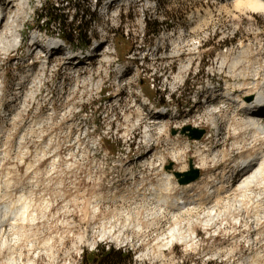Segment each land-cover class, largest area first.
<instances>
[{"label": "rangeland", "instance_id": "obj_1", "mask_svg": "<svg viewBox=\"0 0 264 264\" xmlns=\"http://www.w3.org/2000/svg\"><path fill=\"white\" fill-rule=\"evenodd\" d=\"M20 1L0 0V8L10 13ZM24 1L16 16L23 44L0 49V206L17 204L0 221V264H81L98 246L123 250L132 264H264V189L237 191L242 172L234 173L237 162L264 153V141L242 128L249 116L224 92L217 101L193 100L209 83L225 90L235 83L229 66L244 51L250 63L237 72L264 63V14L236 0H118L109 9L107 0ZM56 14L66 26L49 23ZM4 22L1 30L11 23ZM33 36L42 44L62 39L78 54L103 49L86 67L54 51L48 56L56 64H46L38 48L31 73ZM176 107L180 117L163 115ZM163 119L164 126L152 125ZM189 125L205 137L183 134ZM193 141L200 144L185 149ZM203 154L209 167L199 168L201 178L179 185L174 170H189L190 158L196 167ZM225 170L236 179L217 199ZM167 173L163 196L202 194L203 202L173 209L149 193Z\"/></svg>", "mask_w": 264, "mask_h": 264}, {"label": "bare ground", "instance_id": "obj_2", "mask_svg": "<svg viewBox=\"0 0 264 264\" xmlns=\"http://www.w3.org/2000/svg\"><path fill=\"white\" fill-rule=\"evenodd\" d=\"M236 2H237L238 5L245 6V7H247L248 9L252 10L255 13H262V14H264V0H236ZM24 5H26L24 0H21L20 3H18V6L17 7H15V5H11L12 7L14 6V9H11L10 13L7 12V10H10V7L9 6L7 7V9L0 8V49L2 50V52L7 51L11 46H17V43H18V40H19L18 38L20 36V28L21 27L19 28V26H18V23H17V20H16V16H17V14L19 13V11L22 9V7ZM5 19L7 20V23L11 22L10 23V26H8V28H5V30H1V27L5 24V22L3 23V20H5ZM9 37H11V38L9 39ZM31 40H34V36H33V38ZM42 41L43 40L41 39V42ZM44 41H46L45 42V45H43L41 43V44H37L36 46H35L36 42H32V46L33 47L31 49V51L30 52L27 51L28 52L27 54H29V56H30L29 57V60L30 61H29V64H28V70L31 73H33V71L35 70L34 69V66L36 65L35 63H39V62H33L34 59L36 60V58H38L37 55H36L37 56L36 58H33V56H31L33 53H35L36 49L40 48L41 49L40 52H42L43 56H46V58L43 59V61L46 62V64L51 63V65L54 66L55 60L50 61V56H48V54H49L48 51H50V50L51 51L57 50V52H59V51L65 50V48L67 47L58 38H49V39H46V40L44 39ZM243 53H241L235 59H233V62L229 66L230 73H231V75L233 77L236 78V82L230 84V82L227 81V86L228 87H227V89L224 92V97L226 99H228L229 101L233 100L235 104L237 103L238 104L237 107H238V109L240 111H246L249 107H251V106H253V105L257 104V103H264V76H262V72L264 71V63H262V62H253L254 64L252 65V70L247 71V68L246 69L245 68H242L240 71L237 72V66L239 64H241L244 61L247 62V63L248 62L250 63V61L247 60V58L246 59L244 58ZM72 58L74 59V57H72ZM65 59H68V57H65ZM36 61H39V60H36ZM83 62L84 61L79 62L77 64L80 65V64H83ZM226 67H227V65H226V58L224 57L222 59V64L220 66V72H225V68ZM186 70H187V66L186 65L183 68H181V72L182 71L184 72ZM78 71H80V70H77V72ZM47 73L49 74V72H47ZM49 78H51V77H49ZM176 80L177 81L180 80V75H177ZM98 81H100V80H98ZM3 83H4V76L0 74V94L2 92L1 91V86H2ZM94 84H95V82H94ZM98 85H100V84L98 83ZM20 87H22L21 84H20ZM39 87H41V86H39ZM45 89H46V87H45ZM237 91H241L244 94L242 96L240 94L239 95H236L237 94ZM251 97H253V99L252 100H249L248 98H251ZM33 99H34V97H33ZM27 100H25V101H27ZM22 103H24V102H22ZM157 113L161 114L162 112H159L158 111ZM163 115L164 116H167L168 115L165 112V110H164ZM174 116H177V115H172L171 117L173 118ZM261 117H264V116H259V114H252V115H249V117L247 119H244L241 122H242V125H243L242 128L247 129V131L250 130L252 133H254V135L256 137H258L260 140L264 141V118H261ZM127 119H130V116H127ZM168 121L169 120H166L165 121L164 119L163 120H160V121H156L155 120V121H153V124L152 125L161 124L162 126H164V124H166ZM132 126H134V125H132ZM149 127H151V126H148V128ZM158 129L161 130L163 128H161V129L158 128ZM237 129H239V128H237ZM147 136H148L147 143H149L153 139V135L152 134H148ZM193 140H197V139H193ZM193 142H191V144H186L185 145V149H188V148H190L193 145H194V147H197V145L200 144L199 141H193ZM204 147L206 148V146H204ZM183 149H181V151ZM197 151L199 153L202 152L201 149H198ZM221 151H223L222 154H226L227 153V152H225V150H221ZM199 153H197V154H199ZM178 156L179 155L172 154L171 157H172V159L174 161H176L177 159H179ZM214 158L215 157H213L212 160H214ZM158 159L159 160H162L163 159V156L160 154V156H158ZM236 164H237L236 165V169L234 171L235 175L237 176L236 172H240V171L242 172V176L240 178L241 180H240L239 184L236 187L237 188L236 189L237 191L244 192V191L250 189L251 187H253L254 185H257V184L260 185V186H262L263 189H264V153L261 152V154H259V153L249 154L246 158H244L242 161H240V163L237 162ZM183 167H186V165H184ZM196 167L197 168H200L202 170L207 169L209 167L208 156L203 154L201 156V158H200L199 163L196 164ZM228 174H229V172L226 171V170L223 172V179H221V181L218 182L220 185L216 186V189L214 190V192H217L218 193L217 199L222 197L221 196L222 193L226 192V189L229 186H232L231 183L234 182L235 179H236V176H235L233 178V181H231V177H229ZM171 178H172V175L167 173L166 174V181H163L162 183H160V185L158 187H154L153 188V191H151L149 193H151L152 195H154V197H157V198H160V199H164V201L167 204L171 205L173 209H188V208H190V206L192 204H198V203L201 204L203 202V200H202V194H199L198 195V198H195V199H192V200H189V198L186 197V194H184L183 196H180L176 200H169L168 198H166L165 196H163L162 193H161V191H159L158 188H160V190H163L162 187H166V188L169 187L170 188ZM192 183H194V182H192ZM192 183L187 184L186 185V188L189 187V186H191ZM207 189L210 190L209 187H207ZM146 193H147V191H146ZM204 203H205V200H204ZM16 205L17 204L14 202V203L6 204L5 206H3V205L0 206V221H5L6 218L9 216L10 212L13 211L15 207H17ZM210 215H212V212H210ZM174 234H175V232L172 230L171 231V235L173 237H174ZM173 237H172L171 240H173ZM187 237H188V235H187ZM181 239H183V238L181 237ZM190 240H193V239H190Z\"/></svg>", "mask_w": 264, "mask_h": 264}, {"label": "trees", "instance_id": "obj_3", "mask_svg": "<svg viewBox=\"0 0 264 264\" xmlns=\"http://www.w3.org/2000/svg\"><path fill=\"white\" fill-rule=\"evenodd\" d=\"M58 10V9H57ZM80 10L83 11L81 8ZM43 16V15H42ZM49 17V16H48ZM85 17L82 16V21ZM86 19V18H85ZM49 23L54 21L55 23L59 24L60 26L67 24V19H62L59 17L58 14L56 16H51L48 19ZM86 24L89 22L87 19L85 20ZM81 27V26H80ZM84 40L86 41L85 44L89 45L91 43V39H89V35L86 31L84 34ZM99 247V248H98ZM99 249L97 253L89 254L84 252L83 259L81 264H132V255L124 253L121 249H116L113 247H109L107 249L106 246H98Z\"/></svg>", "mask_w": 264, "mask_h": 264}, {"label": "water", "instance_id": "obj_4", "mask_svg": "<svg viewBox=\"0 0 264 264\" xmlns=\"http://www.w3.org/2000/svg\"><path fill=\"white\" fill-rule=\"evenodd\" d=\"M248 99L252 100L253 97L248 98ZM188 131H191V133H188ZM176 133H177V131L174 130V134H176ZM182 133L190 136L191 139L201 140L205 136L206 130L205 129H199V128H196V127L189 125V126H186L183 128ZM173 168H174V162L171 161L166 166V169L168 171H171V170H173ZM173 173L175 174L179 185H187V184H190L192 182H196L201 177V170L199 168L195 167L193 158H190L189 170H186V171H175L174 170Z\"/></svg>", "mask_w": 264, "mask_h": 264}, {"label": "built area", "instance_id": "obj_5", "mask_svg": "<svg viewBox=\"0 0 264 264\" xmlns=\"http://www.w3.org/2000/svg\"><path fill=\"white\" fill-rule=\"evenodd\" d=\"M33 62H39V61H36L35 59H34V61ZM56 64V63H55ZM1 98V97H0Z\"/></svg>", "mask_w": 264, "mask_h": 264}]
</instances>
